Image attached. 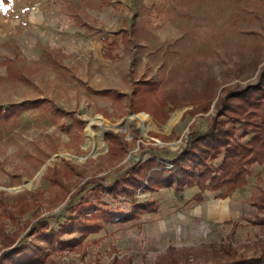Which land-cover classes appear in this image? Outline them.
I'll use <instances>...</instances> for the list:
<instances>
[{
	"label": "rangeland",
	"instance_id": "obj_1",
	"mask_svg": "<svg viewBox=\"0 0 264 264\" xmlns=\"http://www.w3.org/2000/svg\"><path fill=\"white\" fill-rule=\"evenodd\" d=\"M105 1L0 0V264L262 256L264 161L247 162L242 188L205 191L202 202L198 187L178 198L148 180L155 163L173 170L218 101L240 89L259 88L248 94L256 106L232 98L243 118L219 121L233 147L259 133L253 151L264 157V99H254L264 95V0H165L174 15L156 10L163 19L150 29L137 20L155 16L140 0ZM225 153L207 163L218 169ZM152 159L124 194L129 168Z\"/></svg>",
	"mask_w": 264,
	"mask_h": 264
},
{
	"label": "trees",
	"instance_id": "obj_2",
	"mask_svg": "<svg viewBox=\"0 0 264 264\" xmlns=\"http://www.w3.org/2000/svg\"><path fill=\"white\" fill-rule=\"evenodd\" d=\"M4 1L7 2L8 0ZM112 1L113 0H107L103 3V5H109L112 3ZM175 1L178 7L181 8L182 4L180 0ZM255 89L259 88L240 89L238 91L228 93L222 100L218 101L215 106L216 116L213 118L209 130L202 134L193 132L190 146L184 150H181L175 159H173L175 166L173 170H163V166L160 163H155L153 159L145 165H132L129 170H133L136 175L134 174L131 176L132 174L129 173L130 182L128 186L130 188L124 185L122 187L123 193L128 195L131 192V189L136 187L137 184L144 183V179L141 177V175H139V172L142 173L144 170H146L144 169L146 165L154 163L159 168L158 170L152 171V173H150V171L147 172L148 174L150 173V178L148 180L149 190H152L154 185H158V189L168 187L174 191L178 198H181L186 188L198 187L201 193L196 195L194 200L202 202V194L205 191H220L219 197L225 198L235 190L242 188L245 177L249 174V171L246 168L247 162L252 164L255 162L264 161V157L255 156V152L253 151L254 147H259L262 144L259 133H256V136L247 142L248 147H241L240 145L233 147L231 143L232 141L230 139L231 131L222 129L223 125L219 119L221 117H226L227 113H233L237 115V118L239 119L243 118L244 114L241 108H237V110H235L232 107V110L229 107L228 102L232 98H237L249 104V106L254 107V105L256 106V103H254L253 100H248V94H250L251 90L255 91ZM254 99L261 101V99H264V95L258 92ZM210 106L211 105L209 103L207 108L210 109ZM259 116L263 118L264 113ZM237 118L234 119L233 122H239V119ZM262 120L264 121V119ZM223 151L226 152L224 154L225 159L218 169H215L213 165H209L207 163L211 158H219L223 154ZM245 152H247V154ZM247 157H250V159L248 160ZM147 176L148 175H146V177ZM137 207H139L141 210L151 209L150 206L149 208H146V204ZM253 261H256L255 263L261 262L264 264V254L248 261L242 260L233 262L231 264H252Z\"/></svg>",
	"mask_w": 264,
	"mask_h": 264
},
{
	"label": "crops",
	"instance_id": "obj_3",
	"mask_svg": "<svg viewBox=\"0 0 264 264\" xmlns=\"http://www.w3.org/2000/svg\"><path fill=\"white\" fill-rule=\"evenodd\" d=\"M164 1L165 0H140V2H141L140 7H142V8L144 7L147 10H151V13L154 14L155 16L154 17H146L145 15L137 16V20L138 21L142 20L145 23V28H148V29L155 28L157 25L156 22L161 21L163 19V17H161V15H159V13L156 12V10H161V9L165 10L164 13H162V15L165 18L169 19L172 15H174V10L171 8V6H168L167 4H165ZM167 2H168V0H167ZM137 11H138V14H140L139 8H137ZM168 23L170 24V20ZM194 189H196V188H194ZM200 193H201L200 190H199V192L195 191L192 195L193 198L197 194H200ZM193 198H191L189 201H193ZM210 212H211V208H210Z\"/></svg>",
	"mask_w": 264,
	"mask_h": 264
},
{
	"label": "bare ground",
	"instance_id": "obj_4",
	"mask_svg": "<svg viewBox=\"0 0 264 264\" xmlns=\"http://www.w3.org/2000/svg\"><path fill=\"white\" fill-rule=\"evenodd\" d=\"M133 118L139 119L140 123L143 126H146L148 124L149 120H150V117L147 114H144V113H140L138 115H135V116H133ZM89 129L92 130V125H90ZM90 135H92V134H90Z\"/></svg>",
	"mask_w": 264,
	"mask_h": 264
}]
</instances>
